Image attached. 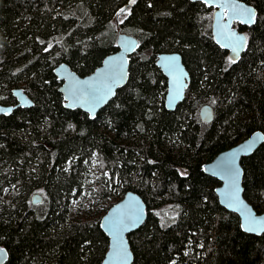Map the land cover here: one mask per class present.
<instances>
[{"label":"trees","instance_id":"1","mask_svg":"<svg viewBox=\"0 0 264 264\" xmlns=\"http://www.w3.org/2000/svg\"><path fill=\"white\" fill-rule=\"evenodd\" d=\"M241 1L258 17L252 27L235 24L248 47L234 62L213 37V9L201 2L0 0V104L16 105V88L34 101L0 116L6 264H101L109 249L101 219L130 191L148 208L129 236L133 264H264V234L241 229L219 202L220 182L203 169L264 132V0ZM120 33L140 41L126 86L94 119L66 108L57 66L91 74L117 51ZM171 52L182 54L191 75L174 111L165 106L168 84L157 65ZM207 104L211 123L199 116ZM242 166L245 197L262 213L264 143ZM88 190L87 214L70 215Z\"/></svg>","mask_w":264,"mask_h":264},{"label":"water","instance_id":"2","mask_svg":"<svg viewBox=\"0 0 264 264\" xmlns=\"http://www.w3.org/2000/svg\"><path fill=\"white\" fill-rule=\"evenodd\" d=\"M201 2L213 9L212 33L217 45L228 52L232 61L237 62L247 50L248 37L235 24L252 27L257 20V9L241 0H190ZM232 5H236L234 10ZM251 9L254 19L248 22L247 17L241 19L239 10ZM240 37H246L238 45ZM117 51L105 57L102 64L91 74L80 76L67 63H61L55 69V75L60 81L59 92L62 94L65 107L71 110L80 109L96 118L117 92L126 86L129 80L131 57L138 51L140 41L132 35L120 33L117 38ZM233 46H238V55L233 52ZM175 57V61L171 58ZM157 65L167 79L168 91L165 106L174 111L184 101L191 81V75L179 52L161 53ZM16 105L0 104V116L10 115L17 108H30L34 101L22 88L13 90ZM199 116L204 123H211L215 118L214 108L207 104L200 108ZM264 143V132L257 131L250 137L220 153L212 162L204 165V172L220 182L216 194L223 208L237 214L241 221V229L248 234L261 236L264 234V212L259 213L246 199L244 189V168L242 160L252 156ZM246 145H251L242 151ZM43 201V196L36 194L33 204ZM139 217L136 221V217ZM148 208L143 198L136 192H127L102 217L101 228L109 238V249L101 264H133L134 253L129 236L139 230L146 222ZM122 222V223H121ZM254 222V223H253ZM124 227L120 233L121 246L126 250V259L117 251V241L112 229ZM9 259L8 250L0 246V264H6Z\"/></svg>","mask_w":264,"mask_h":264},{"label":"snow or ice","instance_id":"3","mask_svg":"<svg viewBox=\"0 0 264 264\" xmlns=\"http://www.w3.org/2000/svg\"><path fill=\"white\" fill-rule=\"evenodd\" d=\"M132 3H135L136 0H131ZM233 9L236 10L237 6L236 5H232ZM123 11V9L121 10ZM239 14L241 19H243L244 17H247L248 22H251L254 19L255 13L251 10V9H240L239 10ZM246 40V37H240L238 38L237 44L240 45L242 44V42ZM233 52H235L238 55V46H233ZM175 57L171 58V61H175ZM251 145H246L244 149H242V151H246L248 150V148H250ZM136 221H138L139 217L137 216ZM122 223V222H121ZM254 223V222H253ZM124 227H117L115 229H112L113 231V235H114V239L117 241V251L118 254L122 256V258H127L126 257V250L121 246V236L120 233L122 231H124Z\"/></svg>","mask_w":264,"mask_h":264},{"label":"rangeland","instance_id":"4","mask_svg":"<svg viewBox=\"0 0 264 264\" xmlns=\"http://www.w3.org/2000/svg\"><path fill=\"white\" fill-rule=\"evenodd\" d=\"M93 166H95V168H96V163H94ZM96 175H97V169L94 170V172H93V178H95ZM113 192H114V195H118L119 194V188L114 190ZM90 196H91V191L88 190L85 193H83V195L80 198H78L76 200H73L72 204H71V208H70V210H71L70 211V215H74V216L75 215L76 216H84V215H86L87 212L89 211L90 207H91ZM123 197L124 196H122V198Z\"/></svg>","mask_w":264,"mask_h":264}]
</instances>
